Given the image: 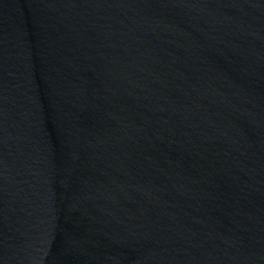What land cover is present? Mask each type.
<instances>
[{"label": "water", "instance_id": "obj_1", "mask_svg": "<svg viewBox=\"0 0 264 264\" xmlns=\"http://www.w3.org/2000/svg\"><path fill=\"white\" fill-rule=\"evenodd\" d=\"M0 264H264V0H0Z\"/></svg>", "mask_w": 264, "mask_h": 264}]
</instances>
